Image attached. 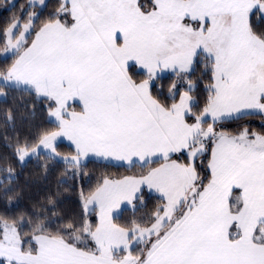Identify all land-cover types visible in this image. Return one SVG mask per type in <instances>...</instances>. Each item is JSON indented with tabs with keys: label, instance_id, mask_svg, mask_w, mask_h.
Masks as SVG:
<instances>
[{
	"label": "snow or ice",
	"instance_id": "obj_1",
	"mask_svg": "<svg viewBox=\"0 0 264 264\" xmlns=\"http://www.w3.org/2000/svg\"><path fill=\"white\" fill-rule=\"evenodd\" d=\"M256 13L264 18V0H59L38 27L37 12L25 23L13 17L0 31V56L11 60L0 70V96L34 93L56 123L33 144H18L19 161L41 148L60 157L56 141L66 137L75 154L60 158L72 169L94 155L139 161L147 172L104 178L81 193L85 215L55 232L51 222L29 221L25 233L23 220L0 217V264H264V135L215 127L264 114ZM201 63L211 74L202 107L189 78ZM168 70L177 78L171 104L152 91ZM6 171L11 180L12 167ZM145 186L159 205L127 226L116 223L122 204L133 213L143 205Z\"/></svg>",
	"mask_w": 264,
	"mask_h": 264
},
{
	"label": "trees",
	"instance_id": "obj_2",
	"mask_svg": "<svg viewBox=\"0 0 264 264\" xmlns=\"http://www.w3.org/2000/svg\"><path fill=\"white\" fill-rule=\"evenodd\" d=\"M59 0H46L45 6H30L28 0H0V31L5 29L13 17L27 19V12L39 13L37 27L54 12ZM150 2V1H149ZM23 10V13H22ZM254 30L264 31V18L256 13L251 18ZM3 46V37H0V49ZM11 63L0 56V70ZM134 78L143 79V73L137 69L131 70ZM210 72H206L204 65L197 64L189 78L196 85L192 93L203 106L207 98L206 85L210 83ZM171 71L163 73L154 81L153 94L162 103L171 104L168 89L176 81ZM187 87L186 82H179V90ZM0 98V217L11 220H23V231L31 229L29 221L35 223L51 222L50 231L55 232L68 222H78L85 215L84 196L93 192L102 183L104 178L117 179L123 176H140L146 173L147 167L140 164H114L95 159L81 162L79 170L70 168L66 163L57 159H49V154L38 152L20 162L16 154L18 144L27 142L33 144L41 132L55 130L56 123L49 118L48 102L44 98H37L34 93L24 91H8ZM178 99V96H177ZM11 117V118H10ZM209 122H211L209 120ZM217 132L236 135L245 129L249 133L264 135V114L249 113L224 120L217 124ZM59 154H73L75 149L64 143H56ZM206 163L201 167L202 174L206 175ZM11 166L13 178L6 179V169ZM143 205L137 202V210L133 213L132 207L123 208L115 216V222L127 226L132 219H140L151 214L159 205V195L143 189ZM11 197V199H9ZM93 223L97 222L95 213L88 217Z\"/></svg>",
	"mask_w": 264,
	"mask_h": 264
},
{
	"label": "crops",
	"instance_id": "obj_3",
	"mask_svg": "<svg viewBox=\"0 0 264 264\" xmlns=\"http://www.w3.org/2000/svg\"><path fill=\"white\" fill-rule=\"evenodd\" d=\"M170 70H168V71H164V72H161V73H159V75H161V74H163V73H166V72H169ZM76 107V110L77 111H79L80 109H79V107L78 106H75ZM52 121H54V118H51V117H49ZM241 133V132H240ZM239 134V133H238ZM238 134H236V135H238ZM251 134V133H250ZM58 142H64V143H66V144H68V145H70V146H72L73 148H74V145H72V143L70 142V141H68L67 140V138L66 137H60V138H58L57 139V141H56V143H58ZM75 149V148H74ZM39 152H45V153H47V154H49V152H48V150H45V149H40L39 150ZM75 154V152L73 153V154H67V155H64V154H60V157H65V156H68V157H70V156H72V155H74ZM60 157H57V158H59V160H62ZM87 159H95V160H100V161H105V162H111V163H114V164H123V165H130L128 162H126V161H118V160H115V159H111V158H100V157H96V156H94V155H89L88 157H86V158H83L82 159V162H84V161H86ZM63 161V160H62ZM134 164H140V165H142V162H139V161H136ZM151 166H153V167H158L159 166V164L157 163V164H154V165H151ZM147 172V171H146ZM146 174V173H145ZM123 177H125V176H123ZM123 177H121V178H123ZM138 177V176H137ZM121 178H117V179H121ZM143 189H145V190H147V191H149V192H152V193H155L154 191H150V190H148L147 189V187L145 186ZM155 194H158V193H155ZM159 195V194H158ZM129 205H126V204H122L121 205V209L118 211V212H116L114 215L116 216L117 214H119L120 213V211L123 209V208H125V207H128ZM91 207V206H90ZM97 211H98V209H97ZM96 215V214H95ZM96 218H97V216H96Z\"/></svg>",
	"mask_w": 264,
	"mask_h": 264
},
{
	"label": "rangeland",
	"instance_id": "obj_4",
	"mask_svg": "<svg viewBox=\"0 0 264 264\" xmlns=\"http://www.w3.org/2000/svg\"><path fill=\"white\" fill-rule=\"evenodd\" d=\"M149 1H150V2H149ZM28 2L30 3V0H28ZM140 2H141L142 4H144V5H146V6H147V5H150V3H151V0H140ZM36 4H37V5H40V4H39V0H36V3H35V5H36ZM17 17H18V16H17ZM25 22H27V19H26V20H24V21H21V23H25ZM2 97H3V96H0V98H2ZM248 132H249V131H248ZM41 149H42V148H41ZM38 152H39V151H38ZM44 153H45V152H44ZM31 156H33V155H31ZM31 156H29V157H31ZM29 157H26V158H25V160H26V159H28ZM54 159H57V160H59V158H57V157H56V158H54ZM61 161H62V160H61ZM63 162H64V161H63Z\"/></svg>",
	"mask_w": 264,
	"mask_h": 264
}]
</instances>
